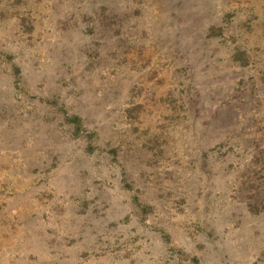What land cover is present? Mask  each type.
Instances as JSON below:
<instances>
[{"label": "rangeland", "instance_id": "rangeland-1", "mask_svg": "<svg viewBox=\"0 0 264 264\" xmlns=\"http://www.w3.org/2000/svg\"><path fill=\"white\" fill-rule=\"evenodd\" d=\"M0 264H264V0H0Z\"/></svg>", "mask_w": 264, "mask_h": 264}]
</instances>
